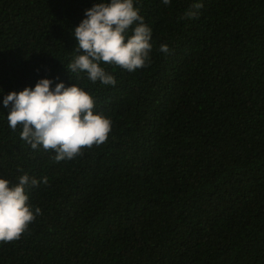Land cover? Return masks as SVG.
<instances>
[{"label": "trees", "instance_id": "1", "mask_svg": "<svg viewBox=\"0 0 264 264\" xmlns=\"http://www.w3.org/2000/svg\"><path fill=\"white\" fill-rule=\"evenodd\" d=\"M97 2L0 0L4 93L75 83L112 122L104 143L57 162L0 103V177L37 179L27 195L40 209L0 241V264H264V0H136L150 61L105 64L114 87L66 70Z\"/></svg>", "mask_w": 264, "mask_h": 264}, {"label": "clouds", "instance_id": "2", "mask_svg": "<svg viewBox=\"0 0 264 264\" xmlns=\"http://www.w3.org/2000/svg\"><path fill=\"white\" fill-rule=\"evenodd\" d=\"M169 5L171 0H161ZM136 0H98L84 12V18L71 32L77 41L76 55L67 72L84 74L93 84L115 86V76L104 65L134 72L150 61L152 29L135 6ZM202 3L196 2L183 18L196 17ZM160 51L167 54V45ZM58 79V78H57ZM2 106L7 110L8 126L20 129V138L33 150L43 148L55 153L57 162L71 160L82 148L104 143L112 122L95 111L92 94L71 83L40 78L34 86L7 94L0 88ZM46 183V178H44ZM39 181L27 173L13 184L0 177V241L19 239L39 214L28 203L27 188Z\"/></svg>", "mask_w": 264, "mask_h": 264}]
</instances>
